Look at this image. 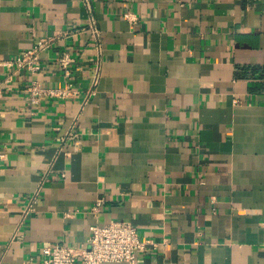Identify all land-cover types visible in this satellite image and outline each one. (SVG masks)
Returning <instances> with one entry per match:
<instances>
[{"label": "crops", "instance_id": "0c3cea01", "mask_svg": "<svg viewBox=\"0 0 264 264\" xmlns=\"http://www.w3.org/2000/svg\"><path fill=\"white\" fill-rule=\"evenodd\" d=\"M91 21L38 74L0 64V264L110 220L153 243L135 264H264V0H0V60ZM63 47L79 94L31 103Z\"/></svg>", "mask_w": 264, "mask_h": 264}, {"label": "built area", "instance_id": "2783aa9c", "mask_svg": "<svg viewBox=\"0 0 264 264\" xmlns=\"http://www.w3.org/2000/svg\"><path fill=\"white\" fill-rule=\"evenodd\" d=\"M123 16L134 22L136 17L133 13L126 11ZM84 31H91L97 35L94 22L86 26L70 27L62 30L54 36H42L37 38L32 46L17 54L13 58L0 60L1 65L13 68V73L22 70L30 74H38L43 69V58L46 53L55 48L57 41L61 38H75ZM55 63L61 72L63 83L60 86H45L41 81L32 78L26 86L27 99L33 103H39L45 98L68 99L79 94L73 77L74 66L77 57L74 49L66 47L58 48ZM98 82V73L92 78L91 87L87 90L81 108L87 103L90 96L95 92ZM80 111L73 117L67 136L60 137L57 151H63L68 136H74V125L79 117ZM64 152V151H63ZM67 154V152H65ZM39 189L29 196L25 215L32 209V204L37 199ZM98 204L93 207L97 210ZM153 244L150 240L142 239L135 226L120 220H110L103 224H94L89 227L87 244L77 246L73 244L57 242L50 246L41 248V259L39 264H103L105 262H123L135 264L138 256L146 252L148 246Z\"/></svg>", "mask_w": 264, "mask_h": 264}]
</instances>
